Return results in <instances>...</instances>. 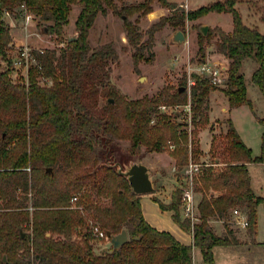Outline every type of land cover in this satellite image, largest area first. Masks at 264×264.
Segmentation results:
<instances>
[{
  "label": "trees",
  "instance_id": "trees-1",
  "mask_svg": "<svg viewBox=\"0 0 264 264\" xmlns=\"http://www.w3.org/2000/svg\"><path fill=\"white\" fill-rule=\"evenodd\" d=\"M160 1L170 8L171 16H163L151 26L146 46L141 48L138 44L142 35L128 16L140 9L142 13L149 11L145 2L122 3L118 7L114 0H0V57L7 60V71L13 69L7 56L12 38L3 19L4 11L12 12L24 4L34 14L53 21L47 26L49 32L62 35L71 6H80L75 20L76 39L67 41L59 52L32 51L37 64L29 67L27 83H14L8 72H0V264H4L3 255L10 264H217L214 246L240 242L228 218L235 205L247 214L249 231L255 234L258 206L264 208V192L256 195L253 191L247 164L264 163V118H259L263 126L261 153L255 157L231 118L227 119L224 151L229 160L223 170L201 178L203 184L198 189L206 192L197 204L196 222L181 218L180 188L172 191L168 204L154 197L161 209L173 211L172 219L181 229L192 234V244H183L171 233L152 227L143 216L140 196L131 191L127 178L112 165L117 162L113 159L117 138L130 141L131 153L142 145L149 151H162L168 139L174 145L170 151L175 167L181 169L187 164L188 133H178L176 125L165 121L161 114L157 122L150 124L159 102L187 103V81L184 78L173 93L163 90L155 96L133 100L123 99L112 89L105 104L96 110L102 87L108 85L106 66L118 59L111 42L93 48L88 41L89 29L99 13L106 14L110 9L126 17V36L135 47V64L144 57L143 49L149 53L144 59H150L153 34L165 21L184 25L185 19L196 20L209 12L229 13L232 29L227 32L215 27L207 36L199 34L198 50L203 55V39L213 33L218 35V51L229 60L223 90L229 107L251 106L240 72L246 58L258 64L251 80L264 100V33L243 22L235 7L238 0H215L192 10ZM40 77L51 80V84H40ZM193 77L192 123L203 125L208 121L207 97L217 86L197 74ZM182 86L185 89L179 91ZM194 152L200 154L197 147L191 148ZM17 189L23 191V196L17 194ZM80 191L82 200L71 208L69 199ZM29 192L33 197H28ZM101 198L109 199V204L103 205ZM88 215L112 234L126 229L128 241L117 249L95 252L91 241L96 239L86 223ZM212 220L223 222L225 230L221 234L210 223ZM25 227L30 232H25ZM193 246L201 251L199 263L193 262Z\"/></svg>",
  "mask_w": 264,
  "mask_h": 264
},
{
  "label": "rangeland",
  "instance_id": "rangeland-1",
  "mask_svg": "<svg viewBox=\"0 0 264 264\" xmlns=\"http://www.w3.org/2000/svg\"><path fill=\"white\" fill-rule=\"evenodd\" d=\"M114 1L118 7H120L122 3L137 5L143 2L150 6L151 9L146 13H142L140 9L137 13L128 16V19L137 25L138 31L142 35L138 44L142 45L141 48L146 46L145 42L148 38L147 32L151 26L160 21L161 17L171 16L170 8L164 5L160 0ZM167 1L175 2L185 10H192L209 3L211 0ZM197 2L200 3L199 6L196 5ZM235 7L240 12L245 24L251 27H257L260 32L264 33V21H262V16H264V0H238ZM79 10V5L73 4L71 6L67 22L62 27V35L54 31L49 32L47 26L53 25V21L43 19L41 15L34 14L24 4L14 7L12 12L4 11L3 19L9 26L12 38L9 49L7 50V56H9L10 59L16 58L20 50L24 48H28V50L31 51L56 49L59 52L61 48L66 46L67 38L76 36L77 34L75 20ZM125 18L124 15L112 12V10L109 9L106 14L99 13L89 29L88 41L93 48L111 42L118 54V59L116 61H109L106 66L109 73L108 85L102 87L103 89L98 96L96 110L100 109L105 104L108 98L107 93L112 89L123 99L133 100L144 96L152 97L163 90L173 93L176 87L184 81V78H186L187 81V99L191 101L188 78L190 75L193 76V74H195L193 68H195L197 63L203 60L229 63V60L218 51V35L215 33L203 39V55L202 52L198 50L200 40L199 34L203 35L198 27L202 24L208 25L207 34L215 27H220L228 32L233 27L232 17L229 13L209 12L196 20L185 19L184 25H173L169 23V21H165V23L153 34L152 55L150 59H144L149 53L147 49H143L142 53L144 57L138 59L136 64L132 57L135 47L129 44L126 36L124 25ZM177 30H181L184 33V41H172V36ZM207 34L203 36H207ZM257 65L254 59L246 58L240 69V72L245 78L247 97L251 100V106L241 104L236 107H229L227 97L223 91L226 87V84H224L222 86H217L216 89H212L209 92L207 97L208 108L205 111L208 115V121L205 124L195 125L192 123L193 118L190 120L183 110L172 111L171 109H160L161 105H173L167 101L159 102L156 113H154L150 121V124H154L158 120V115H165V121L176 125L178 133H188V162L191 160L193 162L206 164L203 167V173L193 177L196 216H198L197 204L206 192L198 189V187L201 188L203 184L201 178L203 176L216 174L223 170L226 167L225 161L229 160L227 152L224 151L227 141L226 132L228 118H231L241 139L246 146L251 149L252 156H258L261 153L263 126L259 122V118H264V100L258 86L251 80V74ZM7 70V60L0 57V72H8V78L14 83H27L29 67H13L10 71ZM38 79L39 83L42 85L51 84V80H48V82L45 81L44 83L42 79ZM111 100L112 102L114 101L110 98V101ZM198 120L199 117L197 118V121ZM113 145L115 148L113 159L119 162L124 168L128 167L132 162L139 161L155 167L156 177L152 178V183L154 191H159L158 196L162 200H166L170 196L171 201L172 191L175 188H180L181 190V186H185L188 180H190V178L187 179L185 177L187 164L183 165L181 169L175 167V161L170 151L174 149V145L172 141L168 139L162 151H149L145 145H142L135 153H131L130 141L128 139H114ZM195 147L198 148L200 154H196L195 152L191 153V148ZM167 172L169 174H167ZM249 172L255 188L258 189L260 184H263L264 181V163L252 162L249 166ZM163 175H167V177L162 184L161 176ZM177 175L180 176L179 179L176 178ZM210 190L211 189H209V191ZM17 194L23 196L24 193L21 189H17ZM81 194V191L72 194L71 198L75 196L76 200L71 201V198L69 199L71 208H76V203L82 200ZM27 195L28 197H33L30 192ZM100 201L103 205H108L110 202L107 198H101ZM27 203L30 205V200H28ZM233 208L241 209L239 205H235L232 209ZM29 210H32V207L29 206ZM179 211L181 218L184 219L181 212V201ZM257 213L258 220L255 237L256 241L259 242L252 245L248 251L244 249L241 250L235 246H216L214 252L217 264H264V247L260 244V241L264 240V208L260 207ZM85 214L87 213L85 212ZM228 218L232 220V213H230ZM196 221L197 219L195 222ZM86 223L89 229L92 224L101 226L100 222L90 215H88ZM230 226L236 231L240 240L255 243L254 235L251 234L248 227L239 228L231 223ZM24 231L30 232V229L25 227ZM91 243L94 251L97 253H100L105 246H109V242L106 240H92ZM108 250H110V248H108ZM220 253L227 254V256L221 258ZM199 256L201 261V252L197 248L195 250L194 259H197Z\"/></svg>",
  "mask_w": 264,
  "mask_h": 264
},
{
  "label": "built area",
  "instance_id": "built-area-1",
  "mask_svg": "<svg viewBox=\"0 0 264 264\" xmlns=\"http://www.w3.org/2000/svg\"><path fill=\"white\" fill-rule=\"evenodd\" d=\"M31 62V63H30ZM13 67H30L31 65L37 64L34 55L31 50L24 48L20 50L16 58L11 59ZM228 69L229 63H221L217 61L203 60L197 63L193 71L195 74L207 78L209 82L215 86H222L227 83L228 80ZM45 83L49 79L45 77H40V80ZM195 83V79L192 75L188 78L189 87ZM160 109H171L172 111H184L188 118H192V107L191 101H187L185 104H173L171 106L161 105ZM206 164L197 163L189 161L187 163V169L185 171V177L190 180L186 183L185 186H181L180 200H181V212L184 218L190 219L193 223L197 219L195 215V197L193 189V177L203 173V167ZM76 200V197H72L71 201ZM231 222L239 228H247L249 221L246 213L241 211L239 208L232 209V220ZM91 234L96 240H106L109 242V238L106 235V230H104L98 224H92L90 227Z\"/></svg>",
  "mask_w": 264,
  "mask_h": 264
},
{
  "label": "crops",
  "instance_id": "crops-1",
  "mask_svg": "<svg viewBox=\"0 0 264 264\" xmlns=\"http://www.w3.org/2000/svg\"><path fill=\"white\" fill-rule=\"evenodd\" d=\"M211 1H215V0H211ZM179 3H181V2H179ZM199 4H200L199 2L196 3L197 6H199ZM251 163L252 162H249L247 164L251 186H252L253 190L255 191L256 195H262L263 192H264V181H263V184L262 183L260 184L258 189L255 188L253 180L251 179V175H250V172H249V166H250ZM144 164L150 168V173H151L150 178L152 180L153 177H156L155 167H152L151 165H148L146 163H144ZM167 174H169V173L167 172ZM166 177H167V175L161 176L162 184H163L164 180L166 179ZM174 180L176 181L175 178H174ZM158 193H159V191L155 190L153 193L139 195L140 196L141 209H142V213H143V216H144L145 220L152 227L156 228L157 230H159V231H163L164 230V231H167V232L171 233L181 243H183V244H192L193 243L192 234L190 232H187V231H184L183 229H181L178 226V224L173 221V219H172L173 211L161 209L159 204H158V202H156L154 200V197H157L158 199H160L159 196H158ZM160 200L163 203L167 204V203L170 202V196L166 200H164V199L163 200L160 199ZM260 207L263 208L262 205H259L257 212L259 211ZM210 223L214 226V228H215V230H216V232L218 234H221L225 230L224 226H223V222L221 220H212ZM255 236L256 235L254 234V242L255 243H250V242H245L243 240H240V242L238 244L217 245V246H235V247H238L241 250L244 249V250L248 251L252 245H255V244H257V242H259V241H256V237ZM260 244H262L263 247H264V240L260 241ZM215 247L216 246L213 247L214 259H215V252H214V248ZM196 249H197V247L193 246V262L194 263H199L200 262V256L197 259H194V254H195V250ZM226 256H227V254H221L220 257L221 258H225ZM201 260H202V254H201Z\"/></svg>",
  "mask_w": 264,
  "mask_h": 264
},
{
  "label": "water",
  "instance_id": "water-1",
  "mask_svg": "<svg viewBox=\"0 0 264 264\" xmlns=\"http://www.w3.org/2000/svg\"><path fill=\"white\" fill-rule=\"evenodd\" d=\"M199 31L205 35L208 31V25L202 24L198 27ZM76 36H72L67 38V41L75 40ZM185 40V35L181 30H177L173 36V42H182ZM185 89L184 86L179 87V91H183ZM112 101V100H111ZM117 168V172L123 176H125L128 180L131 191L136 195L148 194L154 192V187L152 180L150 178V168L146 166L142 162H132L128 167L124 168L119 162H115L112 164ZM47 171H51V168H47ZM106 235L109 238V246H105L102 248L100 253H104L105 251L110 249H117L125 244L128 239V232L126 229H122L117 234H112L109 230L106 231ZM21 236H24V232L21 231ZM2 261L4 264H10L6 256L3 255Z\"/></svg>",
  "mask_w": 264,
  "mask_h": 264
}]
</instances>
